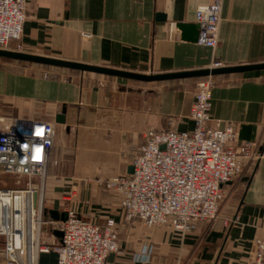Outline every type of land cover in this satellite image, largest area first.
<instances>
[{
	"label": "crops",
	"instance_id": "obj_1",
	"mask_svg": "<svg viewBox=\"0 0 264 264\" xmlns=\"http://www.w3.org/2000/svg\"><path fill=\"white\" fill-rule=\"evenodd\" d=\"M210 1L31 0L20 44L23 53L145 75L211 69L214 63L264 64V0H224L214 51L182 39L176 25H197L196 11ZM27 65L0 70V117L8 123L49 122L54 129L42 189L46 221L61 222L47 212L60 216L67 209L96 225L114 220L119 252L107 264H251L254 240L264 236V71L216 77L212 120L220 128L232 125L238 143L258 144L259 159L216 224L200 223L182 238L169 227L126 222L119 197L103 182L130 175L146 131L192 130L188 117L194 84L201 79L142 83L94 74L45 79ZM63 110L65 122L57 124ZM44 231L42 244L59 242L51 226ZM38 264H56L55 254H41Z\"/></svg>",
	"mask_w": 264,
	"mask_h": 264
},
{
	"label": "built area",
	"instance_id": "obj_2",
	"mask_svg": "<svg viewBox=\"0 0 264 264\" xmlns=\"http://www.w3.org/2000/svg\"><path fill=\"white\" fill-rule=\"evenodd\" d=\"M31 0H0V49L22 52L20 41ZM224 0H211L196 11V44L214 51L218 45ZM214 63L211 69L221 68ZM216 78L194 84L188 132L148 130L131 159L132 173L103 182L119 199L126 222L147 228L169 227L182 238L196 225L213 227L225 200V188L249 175L259 159V145L238 143L232 125L212 120L211 95ZM54 129L49 122H8L0 117V173L26 178L23 189L0 190V238L4 264H38L53 253L56 264H107L119 252L114 220L103 225L67 209L59 223L45 220L43 184L50 165ZM40 185H34V181ZM61 234L57 244H42L44 226ZM251 264H264V236L254 240Z\"/></svg>",
	"mask_w": 264,
	"mask_h": 264
},
{
	"label": "water",
	"instance_id": "obj_3",
	"mask_svg": "<svg viewBox=\"0 0 264 264\" xmlns=\"http://www.w3.org/2000/svg\"><path fill=\"white\" fill-rule=\"evenodd\" d=\"M157 18L162 19L163 17L158 16ZM176 28L178 31H180L183 40L193 43L197 42L198 32H199L198 25L178 24L176 25ZM0 59L62 69L71 72H79L81 74H94V75H100L110 78L130 80V81H136L142 83H166V82L184 81V80H198L209 77L216 78L219 76H226L232 74H243L249 72L264 71V64H253V65H245V66L221 67V68L186 71V72L145 75V74L134 73L124 70H118L114 68L94 66L89 64L71 62L66 60H60L55 58H49L44 56H38V55L9 51V50H1V49H0ZM64 115H65V110H63V112L60 115L56 116L55 122L57 124H64L65 122ZM131 173H132V167H130L129 169V174ZM47 213L54 221L60 220L61 222H63L65 220L64 214H61L59 216L57 212L52 210L48 211ZM57 236L60 237L61 234L58 233Z\"/></svg>",
	"mask_w": 264,
	"mask_h": 264
},
{
	"label": "rangeland",
	"instance_id": "obj_4",
	"mask_svg": "<svg viewBox=\"0 0 264 264\" xmlns=\"http://www.w3.org/2000/svg\"><path fill=\"white\" fill-rule=\"evenodd\" d=\"M8 65L11 66H28L27 64H18V63H13V62H9V61H4V60H0V70L1 69H5L7 68ZM31 71L40 76L41 78H45V79H59L64 77V75H69L70 78H78L80 75L78 73H74V72H69V71H64V70H60V69H52V68H48V67H42V66H30ZM85 76V75H84ZM87 76V75H86ZM249 177V175H246L245 177H243L242 179H237L234 180L230 186L225 188V200L224 203L222 204L224 207L227 203H229L231 200H233L234 198L238 197L240 195V193L244 190V187L246 185V179ZM28 185V181L26 178H19V177H15V176H10V175H5V174H1L0 173V190H4V189H23ZM36 185V184H34ZM49 222V221H47ZM52 227V226H51ZM50 229V224L47 226H44V229L46 231V229ZM44 231V233H45Z\"/></svg>",
	"mask_w": 264,
	"mask_h": 264
},
{
	"label": "trees",
	"instance_id": "obj_5",
	"mask_svg": "<svg viewBox=\"0 0 264 264\" xmlns=\"http://www.w3.org/2000/svg\"><path fill=\"white\" fill-rule=\"evenodd\" d=\"M0 60H3V59H0ZM4 61H8V60H4ZM9 62H13V63H18V64H26V63H23V62H16V61H9ZM44 67V66H42ZM54 69V68H53ZM74 73H78V74H81L79 72H74Z\"/></svg>",
	"mask_w": 264,
	"mask_h": 264
}]
</instances>
